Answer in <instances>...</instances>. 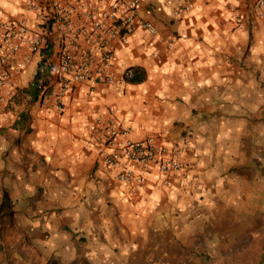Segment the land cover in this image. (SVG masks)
<instances>
[{
  "label": "crops",
  "instance_id": "obj_1",
  "mask_svg": "<svg viewBox=\"0 0 264 264\" xmlns=\"http://www.w3.org/2000/svg\"><path fill=\"white\" fill-rule=\"evenodd\" d=\"M183 1L141 0L140 17L158 32L137 27L128 44L112 45L114 84L76 83L58 111L53 100H33L32 62L16 77L14 100L0 103V200L7 195L48 264H169L173 237L192 233L236 182L230 172L244 148L258 160L264 17L255 0H188L180 11ZM21 18L35 25L27 0H0V20ZM129 67L144 79L125 81ZM113 110L132 126V140L179 145L190 166L162 175L157 164L133 165L146 184L132 192L119 183L90 141L96 118Z\"/></svg>",
  "mask_w": 264,
  "mask_h": 264
},
{
  "label": "built area",
  "instance_id": "obj_2",
  "mask_svg": "<svg viewBox=\"0 0 264 264\" xmlns=\"http://www.w3.org/2000/svg\"><path fill=\"white\" fill-rule=\"evenodd\" d=\"M141 0H27V9L35 15V25L26 18L0 20V103H10L19 91L16 77L37 63L31 87L40 88L37 101L48 105L53 100L58 111L76 83L112 85V45L128 44L141 27L157 34L156 27L140 17ZM184 0L179 10L190 9ZM255 13L264 17V0H255ZM242 26L243 16H236ZM175 41V38L171 42ZM49 51L51 53H49ZM139 68L129 67L123 79L131 82ZM132 126L121 120L116 110L108 118L97 117L90 128V141L96 146L101 161L116 172V180L138 191L146 178L135 166L146 169L157 164L162 175L181 171L190 165L182 160L179 145L159 146L154 137L130 138Z\"/></svg>",
  "mask_w": 264,
  "mask_h": 264
},
{
  "label": "rangeland",
  "instance_id": "obj_3",
  "mask_svg": "<svg viewBox=\"0 0 264 264\" xmlns=\"http://www.w3.org/2000/svg\"><path fill=\"white\" fill-rule=\"evenodd\" d=\"M259 147L263 150L256 161L249 145L244 148L243 160L230 172L236 182L227 181L224 200L215 203L218 209L211 215L207 212L213 209L205 210L202 222L192 224V233L173 237V255L164 258L169 264H264V144ZM6 204L2 209L0 200V264L52 261L48 251L33 247L9 200Z\"/></svg>",
  "mask_w": 264,
  "mask_h": 264
},
{
  "label": "trees",
  "instance_id": "obj_4",
  "mask_svg": "<svg viewBox=\"0 0 264 264\" xmlns=\"http://www.w3.org/2000/svg\"><path fill=\"white\" fill-rule=\"evenodd\" d=\"M49 53L51 52L49 51ZM137 72L138 74L136 75L135 79L131 80V82H141L144 79V74L142 70L139 69ZM31 91H32L33 100L36 101L38 99L40 88L37 85H35L31 87ZM7 200H8L7 195L4 194L3 200H2V209H5L7 207V204H6ZM1 249H2V246L0 245V250Z\"/></svg>",
  "mask_w": 264,
  "mask_h": 264
}]
</instances>
